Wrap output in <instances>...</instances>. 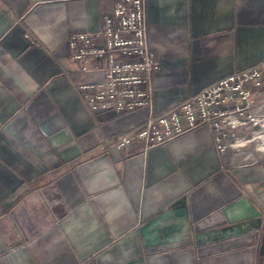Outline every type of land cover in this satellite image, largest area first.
Instances as JSON below:
<instances>
[{
    "label": "crops",
    "instance_id": "1",
    "mask_svg": "<svg viewBox=\"0 0 264 264\" xmlns=\"http://www.w3.org/2000/svg\"><path fill=\"white\" fill-rule=\"evenodd\" d=\"M112 2L0 0V264H260L264 218L246 185L263 168H221L205 125L116 149L148 109L81 100L102 73L80 72L67 35L97 30ZM145 18L155 111L264 58V0H146Z\"/></svg>",
    "mask_w": 264,
    "mask_h": 264
},
{
    "label": "built area",
    "instance_id": "2",
    "mask_svg": "<svg viewBox=\"0 0 264 264\" xmlns=\"http://www.w3.org/2000/svg\"><path fill=\"white\" fill-rule=\"evenodd\" d=\"M145 2L113 0L99 10L97 30L67 35L68 58L79 64L80 72L102 73L101 81L77 86L90 111L124 115L148 109L140 125L108 142L119 150L137 144L147 150L205 125L221 168L253 165L256 144L264 148V58L155 111L152 80L159 62L147 41ZM240 157L245 158L232 162Z\"/></svg>",
    "mask_w": 264,
    "mask_h": 264
},
{
    "label": "water",
    "instance_id": "3",
    "mask_svg": "<svg viewBox=\"0 0 264 264\" xmlns=\"http://www.w3.org/2000/svg\"><path fill=\"white\" fill-rule=\"evenodd\" d=\"M251 198L259 206L260 210L264 212V183H250L246 185Z\"/></svg>",
    "mask_w": 264,
    "mask_h": 264
},
{
    "label": "bare ground",
    "instance_id": "4",
    "mask_svg": "<svg viewBox=\"0 0 264 264\" xmlns=\"http://www.w3.org/2000/svg\"><path fill=\"white\" fill-rule=\"evenodd\" d=\"M264 138L261 137V140H263ZM259 144H256V147H259L258 146ZM259 148H262V147H259ZM234 159V158H233ZM232 159V162H237V161H233ZM255 159H256V155H255ZM243 160V159H242ZM241 160V161H242ZM247 209V205L244 203V202H241V203H238L234 206H232L229 210H228V214L229 216H236V215H239V214H243L245 212V210Z\"/></svg>",
    "mask_w": 264,
    "mask_h": 264
},
{
    "label": "rangeland",
    "instance_id": "5",
    "mask_svg": "<svg viewBox=\"0 0 264 264\" xmlns=\"http://www.w3.org/2000/svg\"><path fill=\"white\" fill-rule=\"evenodd\" d=\"M259 148V147H257ZM263 149V148H262ZM256 162L253 164L254 166H259L261 168L264 169V152L261 153V155H259L258 153H256ZM7 229L6 223H4L1 219H0V232H4ZM260 264H264V253H263V257L261 259Z\"/></svg>",
    "mask_w": 264,
    "mask_h": 264
},
{
    "label": "flooded vegetation",
    "instance_id": "6",
    "mask_svg": "<svg viewBox=\"0 0 264 264\" xmlns=\"http://www.w3.org/2000/svg\"><path fill=\"white\" fill-rule=\"evenodd\" d=\"M252 205L260 210L259 206L254 202V200L252 202ZM261 213H262V217L264 218V212L261 211ZM262 247L264 250V220H263V230H262Z\"/></svg>",
    "mask_w": 264,
    "mask_h": 264
}]
</instances>
